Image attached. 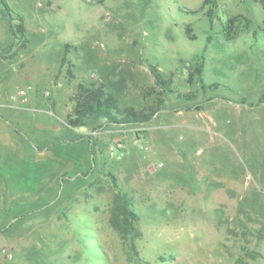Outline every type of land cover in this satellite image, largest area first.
I'll return each mask as SVG.
<instances>
[{
    "label": "rangeland",
    "instance_id": "rangeland-1",
    "mask_svg": "<svg viewBox=\"0 0 264 264\" xmlns=\"http://www.w3.org/2000/svg\"><path fill=\"white\" fill-rule=\"evenodd\" d=\"M6 1L26 25L15 52L33 54L14 67L11 93L32 91L27 108H13L3 87L0 115L44 155L18 173L11 169L27 152L0 139V264H264L260 3L217 0L202 87L197 76L187 81L209 32L202 0ZM231 17L242 29L227 41L220 29ZM9 39L0 14V44ZM150 65L172 76L174 90L197 97L164 93L161 110L143 123L101 117L82 131L67 124L80 82L104 84L120 109L155 101ZM199 102L203 109H194ZM125 127L137 130L89 133ZM122 201L134 213L130 226Z\"/></svg>",
    "mask_w": 264,
    "mask_h": 264
},
{
    "label": "trees",
    "instance_id": "trees-1",
    "mask_svg": "<svg viewBox=\"0 0 264 264\" xmlns=\"http://www.w3.org/2000/svg\"><path fill=\"white\" fill-rule=\"evenodd\" d=\"M260 3L262 9L264 10V0H255ZM218 3L217 0H202L201 9L204 10V16L206 17L208 24V34L205 38V43L202 50L196 56L195 63L193 66L188 67L187 71V81L191 82L194 76L198 77L199 82L204 87L203 83V72L206 64V51L212 42V34L216 20L218 19L217 14ZM0 13L2 18L6 19L8 22V28L11 35V39L5 48L0 47L7 51L14 45L15 39H24L26 32V25L24 19L21 16H16L12 13V9L6 0H0ZM235 17L229 18L226 23H221L220 32H224V39L227 41L234 40L238 33L241 31L240 21L233 24ZM16 21V22H14ZM243 30H247L246 26H243ZM185 32L190 39H194L195 36L191 34V26L185 27ZM256 30L252 31V37H256ZM70 47L69 44L64 45V54L61 58V65L67 63L66 53L67 49ZM150 72L154 80V88H151V93L157 95L155 101L150 104H146L140 109H134L132 107L120 109L119 100L111 92L106 90L104 84L100 83L97 85L87 86L83 83H77L75 90L70 95V101L72 103L71 111L65 115V121L68 125L74 128H87L86 120H95L98 118H105L109 122L118 123H143L147 122L162 108L163 104V94L172 93L176 94L179 99L182 100H192L197 97V92H178L171 87L172 76L165 77L155 65H150ZM67 73L69 76L73 77V74L69 68H67ZM215 83L210 84L208 87L211 89ZM158 88L159 90H154ZM212 98H209V100ZM203 102H199L194 105V109H203ZM253 105V104H250ZM121 115V118L118 116ZM84 137V136H82ZM89 140V139H88ZM2 173L0 171V177ZM119 212L124 216V223L126 225H132L134 213L130 211V207L127 202L122 201L118 205Z\"/></svg>",
    "mask_w": 264,
    "mask_h": 264
},
{
    "label": "crops",
    "instance_id": "crops-1",
    "mask_svg": "<svg viewBox=\"0 0 264 264\" xmlns=\"http://www.w3.org/2000/svg\"><path fill=\"white\" fill-rule=\"evenodd\" d=\"M9 41L10 39L5 43L0 44L1 47L5 48ZM3 45H5V47ZM1 47H0V50L4 51ZM16 47H17V44H14L11 48H9V50L4 51V53H2L4 56L0 58V66H1L0 67V98L3 96V92H2L3 87L10 86V89L7 92V96L9 97L11 90L19 84L18 79L16 78L17 69L14 70V67H16V64L20 62L21 60H24L33 55L32 53H29V54L27 53V48H26V51L23 53H20L18 51L15 52V50L17 49ZM14 52L16 53V55L15 54L12 55ZM8 55H12V58L10 60L8 58ZM5 58L7 61L5 60ZM31 91L32 90H30V92L28 93V96H29L28 102L30 101ZM11 124L12 123H9L8 121L6 122L5 118L2 117V115H0V139H2V141H4L6 145H9L13 151L27 152V154L24 155V159L19 163H15L14 169H11L19 173L23 169L25 170L28 169L29 161H31L36 156L37 154L36 152H39V149L34 148V145L30 143L29 140L24 139L19 134V130L11 126ZM79 129L82 131V130H85L86 128L80 127ZM40 153H41V156L44 155V152H39L38 154ZM0 171L2 172L1 169Z\"/></svg>",
    "mask_w": 264,
    "mask_h": 264
},
{
    "label": "built area",
    "instance_id": "built-area-1",
    "mask_svg": "<svg viewBox=\"0 0 264 264\" xmlns=\"http://www.w3.org/2000/svg\"><path fill=\"white\" fill-rule=\"evenodd\" d=\"M32 89V86L31 85H25L23 87H20L16 90H14L10 95H9V98L10 100L14 101L12 104H10L9 106H12V107H16V108H27V103H28V100H29V96H28V93L30 92V90ZM46 94H48V92H46ZM125 123H120L119 125L123 126ZM118 125V126H119ZM137 128L136 127H125V128H108V129H105V128H95L93 129L92 131H90L89 133L91 134L90 136L91 137H97V136H101V135H104V134H107L109 132H122V133H125L127 131H136ZM118 147H121V143H118L117 145ZM110 155H120V152L119 150H115V148L111 149L110 151Z\"/></svg>",
    "mask_w": 264,
    "mask_h": 264
}]
</instances>
